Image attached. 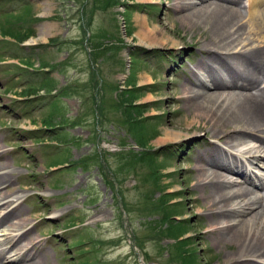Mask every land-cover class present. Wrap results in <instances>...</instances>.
Returning <instances> with one entry per match:
<instances>
[{"label": "rangeland", "instance_id": "rangeland-1", "mask_svg": "<svg viewBox=\"0 0 264 264\" xmlns=\"http://www.w3.org/2000/svg\"><path fill=\"white\" fill-rule=\"evenodd\" d=\"M175 1L0 0V160L11 173L0 192L12 200L0 201V215L18 204L47 264L222 260L225 247L207 232L208 190L195 184L194 170L203 164L197 152L220 142L196 128L178 99L188 80L205 81L202 53L190 45L201 35L178 18ZM143 23L166 43L141 39ZM128 93L140 144L136 125L126 129L114 107ZM166 129L180 132L178 140L156 143ZM254 145L237 143L230 152L241 160L230 161L261 180L260 193L264 160L240 155ZM229 173V181L241 179ZM16 222L0 226V248L23 230ZM169 226L177 237L165 235Z\"/></svg>", "mask_w": 264, "mask_h": 264}, {"label": "bare ground", "instance_id": "bare-ground-1", "mask_svg": "<svg viewBox=\"0 0 264 264\" xmlns=\"http://www.w3.org/2000/svg\"><path fill=\"white\" fill-rule=\"evenodd\" d=\"M239 2H174L178 18L195 29L191 34L201 35L191 40L190 45L202 53L201 65L206 77L205 81L188 80L178 99L185 102L186 113L197 123L196 128L210 132V137L223 145L220 147V143L213 142L207 147L209 154L204 151V156L197 152L196 162L203 164L194 167L195 184L206 186L208 190L203 203L209 217L207 232L216 245L225 247L219 264H264V191H256L262 182L250 178L248 172L242 173L247 170L232 162H239L240 157L230 152L241 141H253L255 145L240 154L245 155L242 159L264 160V15L259 11L264 0H247V5L243 6ZM141 26L144 30L139 31L141 39L162 46L166 40L163 31L146 27L144 23ZM170 43L174 45L175 41ZM179 136L180 132L166 129L156 143L174 142ZM223 152L228 157H221ZM2 155L0 150V157ZM6 165L0 160V187L6 186L11 175L5 170ZM226 172L241 179L229 181ZM0 201L5 204L9 200L0 192ZM17 205H10L0 215V226L8 228L12 226L10 220L16 218L17 229H23L8 237V248H0V264H47L45 256L36 254L39 240L30 236L29 227L25 229L27 219L22 217ZM6 249L13 252L9 258L5 256Z\"/></svg>", "mask_w": 264, "mask_h": 264}, {"label": "trees", "instance_id": "trees-1", "mask_svg": "<svg viewBox=\"0 0 264 264\" xmlns=\"http://www.w3.org/2000/svg\"><path fill=\"white\" fill-rule=\"evenodd\" d=\"M96 46V43H95ZM50 90V87H48ZM135 101V96L133 94L128 93L126 96H120L119 99L116 101V103L114 104L115 108H119V110L122 112V114H124L125 118L123 119L126 125V129L127 127L130 128V126L132 125H136V142H140V134H139V130L142 127L139 123V117L136 116V114H138V106L136 104H134ZM132 113L134 114V116H132ZM135 140V138H134ZM140 144V143H139ZM145 154V153H144ZM137 155H143L142 152H138ZM173 230L171 229V227L169 226L168 228H166V234L165 235H171L172 237H177L176 232H172ZM178 243H180L181 241H177ZM177 245V244H176ZM179 246V245H178ZM177 247V254L176 256H182L183 258H186L185 256H183V254H186V250L185 249H178Z\"/></svg>", "mask_w": 264, "mask_h": 264}]
</instances>
